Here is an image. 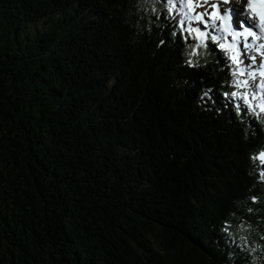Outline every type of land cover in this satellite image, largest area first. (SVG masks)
<instances>
[{
  "label": "trees",
  "instance_id": "1",
  "mask_svg": "<svg viewBox=\"0 0 264 264\" xmlns=\"http://www.w3.org/2000/svg\"><path fill=\"white\" fill-rule=\"evenodd\" d=\"M175 14L0 0V264H264V112Z\"/></svg>",
  "mask_w": 264,
  "mask_h": 264
},
{
  "label": "snow or ice",
  "instance_id": "2",
  "mask_svg": "<svg viewBox=\"0 0 264 264\" xmlns=\"http://www.w3.org/2000/svg\"><path fill=\"white\" fill-rule=\"evenodd\" d=\"M154 2L163 4L166 7L168 19H172L177 7L181 9L179 14H175V22L177 27L181 29L180 35L184 39H188L195 33L196 45L193 49V55L196 54V49L208 46L205 43L206 40L221 50L229 62L228 72L233 77L229 81V86L233 89H239V91L233 90L230 93H223L226 102L233 103L237 110L241 112L253 111L256 108L264 112V44L257 46L246 42L239 45L231 42H218L225 39L224 33L231 35L233 40L236 39L237 33L230 31L236 17H239V26L243 29L239 35L251 37L253 40L258 39L257 33L248 27V13H255L259 18L256 27L261 30V33H264V0H235V3L240 5L239 9L235 7L232 0H154ZM222 5L228 7H221ZM205 6L210 8L211 11L205 9L203 12H195V8H204ZM164 15V13H161V16ZM181 16L184 19H181ZM208 20H211V24H208ZM186 21L187 27H185ZM194 21L204 27L193 26ZM204 28H210L211 31H205ZM185 32L187 36H184ZM172 35L175 36L177 33L173 32ZM163 43L162 40L161 44ZM249 49L255 51L261 57L258 68L252 67L256 63L257 57L256 55L249 56ZM245 59L250 63H245ZM186 63L190 67L196 66L192 60H187ZM257 76H259V83L255 82ZM249 88L254 89L251 96L247 92ZM255 89H259L260 103L258 104L252 103L257 97ZM207 95L208 93H205V96ZM236 101H242V104L236 103ZM254 159L260 161L262 169L260 175L264 176V151H261ZM253 200H255V197H253Z\"/></svg>",
  "mask_w": 264,
  "mask_h": 264
},
{
  "label": "bare ground",
  "instance_id": "3",
  "mask_svg": "<svg viewBox=\"0 0 264 264\" xmlns=\"http://www.w3.org/2000/svg\"><path fill=\"white\" fill-rule=\"evenodd\" d=\"M232 3L235 5V6H240L239 4H236L235 3V0H232ZM221 7H228V6H224V5H222ZM237 9H239V8H237ZM238 21H239V17H236L235 18V21H234V23H233V25H232V28L230 29V31H234V32H236L237 33V37H236V39L235 40H233V38H232V36L231 35H229L228 33H225L226 34V36H228L230 39H231V41H232V43H234V44H241L240 42H239V39H243V41H245L246 43H249V44H255V45H259L258 43L256 44V43H252V42H250V38L251 37H243V36H241V35H238L239 33H241L242 31H243V29H241L240 27H239V25H238ZM217 23H219V22H217ZM237 29H238V31H237ZM244 42V43H245ZM249 52H253V50H251V49H249ZM253 55V54H252ZM252 55H250V56H252ZM259 56V55H258Z\"/></svg>",
  "mask_w": 264,
  "mask_h": 264
},
{
  "label": "rangeland",
  "instance_id": "4",
  "mask_svg": "<svg viewBox=\"0 0 264 264\" xmlns=\"http://www.w3.org/2000/svg\"><path fill=\"white\" fill-rule=\"evenodd\" d=\"M205 9L207 10V11H211V9L210 8H208L207 6H205L204 8H200V7H197V8H195V12H197V13H199V12H203V11H205ZM184 18V17H183ZM187 22V21H186ZM239 22V21H238ZM193 23H195L196 24V26L195 27H198V22H193ZM253 55H256L255 53L253 54ZM256 63L254 64V66H253V68H258L259 67V63H260V61H259V58H258V56L256 55ZM257 63H258V65H257ZM256 100V99H255ZM253 102V101H252ZM256 103H257V101H256Z\"/></svg>",
  "mask_w": 264,
  "mask_h": 264
}]
</instances>
